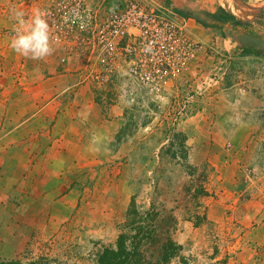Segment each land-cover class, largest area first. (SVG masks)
<instances>
[{
    "label": "rangeland",
    "instance_id": "obj_1",
    "mask_svg": "<svg viewBox=\"0 0 264 264\" xmlns=\"http://www.w3.org/2000/svg\"><path fill=\"white\" fill-rule=\"evenodd\" d=\"M160 1L192 11L207 10L214 1L245 19L255 12L236 0ZM238 1L251 6L264 2ZM258 23H264V11L258 15ZM12 29L13 25L7 31ZM3 45L0 43V262L99 264V255L106 248H116L122 233L132 239L139 231L135 241L140 245L142 264L264 261V228H259L264 218L254 216L263 208L264 177L259 176L260 169L249 164L243 167L244 156L228 146L205 153L207 138L201 124L195 122L194 136L185 127L199 113L198 106L189 117L173 122L167 104L132 81H116L100 96L117 105L113 110L121 118L111 146L102 153L78 154L76 170L35 169L37 163L44 167L45 154L32 148L35 139L11 133L21 109L14 97L26 90H15L20 75L3 72L8 62L11 67L15 62L11 56L5 57ZM210 64L214 65L213 60ZM252 69L257 70L256 66ZM258 72L264 76L263 67ZM227 126L222 124L223 129ZM219 140L224 143L227 138ZM64 157L58 154L51 160L67 163L71 155ZM41 173L53 182L47 180V187L36 185L35 189L44 192L34 193L30 184ZM60 179L68 183L56 186ZM169 241L180 249L170 263H164L162 251Z\"/></svg>",
    "mask_w": 264,
    "mask_h": 264
},
{
    "label": "crops",
    "instance_id": "obj_2",
    "mask_svg": "<svg viewBox=\"0 0 264 264\" xmlns=\"http://www.w3.org/2000/svg\"><path fill=\"white\" fill-rule=\"evenodd\" d=\"M88 1L96 5L102 0ZM116 2L118 0H107L103 6L106 5L108 9ZM212 2L213 6L207 9L209 11L214 12L222 6L214 5V1ZM48 4L49 0H0V30H2L0 33L3 32L2 35L0 34V43H4L1 50L7 52L5 57L11 56L15 59L12 67L9 66L10 62L8 66H4L3 72L14 77L20 75L14 83L15 90L20 92L26 90L14 97V103L20 105L21 109L17 111L19 122L15 120L16 124L11 133L21 138L29 136L35 139L34 143H31L32 148L38 149L41 154L44 153L46 158L44 167H40L43 163H37L35 169L76 170L80 161L77 159L78 154L102 153L107 146H111L112 140H115L119 132L121 118L119 113H114L113 110L117 105L108 104L105 98L100 97L101 93L108 91H102L92 81L83 80L86 67L82 58L74 55L67 62L62 63L66 51L63 46L53 41V53L43 60L25 58L9 47L14 32L13 29L11 31L7 29L12 25L14 27L15 23L11 19L12 9L22 11L25 18L30 19ZM166 6L174 8L172 2L167 1ZM253 7L251 10L255 11L254 15H249L247 19L229 7V10L244 23L226 37L220 30L205 28L195 19L190 18V30L197 39L216 44L222 50L230 52L236 59L231 64L223 90L198 104L201 110L198 109L199 113L191 116L185 127L187 126L186 131L194 136L197 135L194 127L200 123L207 138V143L203 144L207 151L205 153L228 146L230 151H237L244 156L246 161L240 162L243 167L249 164L254 169H260L259 176L264 177V76L262 77V73L258 72L262 70L264 57L242 55L237 34L250 29L264 37V23H258V15L264 11V2ZM227 29L230 31L233 26L227 24L224 30ZM211 61V57L200 58L191 65L188 76L193 77L200 67L209 71L208 68L212 67ZM205 64H208L207 67H204ZM253 66H256V72L252 69ZM25 104L28 105V110ZM222 124L228 125L227 128L223 129ZM218 138H227V141L222 143ZM58 154L63 157L68 154L71 158L69 157L67 163H62L60 160L52 162L51 159ZM251 156L253 161L249 160ZM254 156L260 159L259 162L255 163ZM85 159L90 160L86 156ZM49 177L48 174L43 173L38 175V181L30 184L31 190H34L36 185L37 188L47 187V180L53 182ZM40 180L42 183L39 182ZM67 183L68 181L61 180L55 185L63 186ZM37 188L34 193L39 191ZM58 189L60 191V187ZM260 198L264 202V193ZM254 216L264 218V203L263 208ZM262 225L260 229L264 228V223ZM259 264H264V261L260 260Z\"/></svg>",
    "mask_w": 264,
    "mask_h": 264
},
{
    "label": "built area",
    "instance_id": "obj_3",
    "mask_svg": "<svg viewBox=\"0 0 264 264\" xmlns=\"http://www.w3.org/2000/svg\"><path fill=\"white\" fill-rule=\"evenodd\" d=\"M104 2L49 0L40 11L52 41L66 51L62 63L74 55L83 59L84 81L102 91L116 81H132L167 104L173 122L223 90L236 57L197 39L190 18L160 0H118L108 9ZM209 57L214 64L209 71L200 67L188 76L193 63Z\"/></svg>",
    "mask_w": 264,
    "mask_h": 264
},
{
    "label": "trees",
    "instance_id": "obj_4",
    "mask_svg": "<svg viewBox=\"0 0 264 264\" xmlns=\"http://www.w3.org/2000/svg\"><path fill=\"white\" fill-rule=\"evenodd\" d=\"M177 11L188 18H193L197 23L205 28H213L221 31V34L226 37L231 34L236 27L243 25V21L238 19L231 10L220 6L216 11L209 10H189L177 9ZM230 24L233 29L228 31L224 30L225 26ZM247 25V24H245ZM238 40L241 43V53L244 56L255 55L264 57V37L255 34L250 29L243 32H238ZM187 158V157H185ZM142 233L139 231L135 236L129 238L126 234H121L118 238L116 248H106L98 258L99 264H142L140 253V245L137 244L135 239ZM137 236V237H136ZM180 246L176 245L173 241H169L162 251V260L164 263H170L171 259L177 255ZM0 264H24L18 261L0 262Z\"/></svg>",
    "mask_w": 264,
    "mask_h": 264
},
{
    "label": "clouds",
    "instance_id": "obj_5",
    "mask_svg": "<svg viewBox=\"0 0 264 264\" xmlns=\"http://www.w3.org/2000/svg\"><path fill=\"white\" fill-rule=\"evenodd\" d=\"M11 19L15 23L9 47L15 53L32 60H43L53 53L49 24L41 12L26 19L22 11L13 8Z\"/></svg>",
    "mask_w": 264,
    "mask_h": 264
},
{
    "label": "water",
    "instance_id": "obj_6",
    "mask_svg": "<svg viewBox=\"0 0 264 264\" xmlns=\"http://www.w3.org/2000/svg\"><path fill=\"white\" fill-rule=\"evenodd\" d=\"M237 1V3L239 4V5H241V6H243V7H246V8H248V9H253L254 7L253 6H251V5H246L245 3H243L242 1H238V0H236Z\"/></svg>",
    "mask_w": 264,
    "mask_h": 264
}]
</instances>
